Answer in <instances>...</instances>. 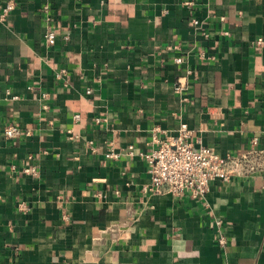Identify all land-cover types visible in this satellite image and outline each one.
Wrapping results in <instances>:
<instances>
[{
  "label": "crops",
  "instance_id": "0c3cea01",
  "mask_svg": "<svg viewBox=\"0 0 264 264\" xmlns=\"http://www.w3.org/2000/svg\"><path fill=\"white\" fill-rule=\"evenodd\" d=\"M15 2L0 19V264H264V170L193 200L150 190L140 155L182 124L196 151L264 149V0Z\"/></svg>",
  "mask_w": 264,
  "mask_h": 264
},
{
  "label": "built area",
  "instance_id": "2783aa9c",
  "mask_svg": "<svg viewBox=\"0 0 264 264\" xmlns=\"http://www.w3.org/2000/svg\"><path fill=\"white\" fill-rule=\"evenodd\" d=\"M185 5L191 6L192 2H186ZM15 7V0H8L2 6L0 19L4 21ZM198 23V20H193L195 26ZM45 41L47 46L55 45L57 32L53 29H48L45 34ZM262 43L263 40L260 39L257 45ZM175 60L177 64L183 63L182 57H178ZM58 77L61 78L62 74H59ZM182 85L180 81L176 88L177 91L183 90ZM86 93L91 94L92 90L87 89ZM157 130L155 129V131ZM21 133V129L13 125L5 127L3 131L6 139L18 138ZM190 134L191 131L188 125L182 124L176 137L169 141H160L155 135L154 142L158 146L140 154L149 165L150 190L157 194L168 193L174 197L189 195L193 200H204L214 182H229L235 177L252 176L264 170V149L259 147L260 139L258 137H253L251 140L253 147L244 154L220 155L209 147H201L197 151L194 150L193 145L189 142ZM130 149L132 150V147ZM107 157L116 159L119 154L111 151L107 154ZM24 172L30 175L38 174L35 166L26 167ZM216 225L218 229V244L220 247H226L228 241L223 231V221L216 220Z\"/></svg>",
  "mask_w": 264,
  "mask_h": 264
}]
</instances>
